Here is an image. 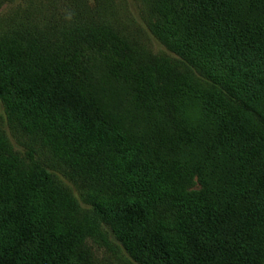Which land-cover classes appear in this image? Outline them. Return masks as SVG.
Returning <instances> with one entry per match:
<instances>
[{
  "label": "trees",
  "instance_id": "trees-1",
  "mask_svg": "<svg viewBox=\"0 0 264 264\" xmlns=\"http://www.w3.org/2000/svg\"><path fill=\"white\" fill-rule=\"evenodd\" d=\"M150 22L177 62L156 58L145 70L131 62L122 68L106 57L109 48L98 44L91 46L104 54L93 58L100 52L72 42L94 36L81 26L54 47L60 50L55 59L44 56L51 50L45 43H26L19 58L0 52V100L7 118L47 139L54 152L78 144L77 156L84 151L83 161L95 165L98 148L118 140L125 174L115 184L117 198L109 207L92 201L87 214L91 226L109 227L136 264H264V0H151ZM120 48L126 55L127 48ZM84 70L92 81L89 90L79 78ZM116 70L134 72V78ZM119 82L123 88L132 83L139 108L152 106L161 114L179 94L164 88L192 83L235 143L239 169L233 196L224 203L176 190L167 192L166 200L155 185L162 172L144 163L140 149L135 153L134 142L111 124L105 100L113 96L109 84L115 89ZM238 93L262 107L263 113H250V126ZM177 131L180 139L192 142L183 128ZM3 137L0 164L8 177L1 183L14 201L0 213V264H84L75 254L81 232L72 223L76 219L64 225L49 211L53 197L62 196L53 187H60L33 151L23 159ZM163 201L177 212L173 228L157 217Z\"/></svg>",
  "mask_w": 264,
  "mask_h": 264
},
{
  "label": "rangeland",
  "instance_id": "rangeland-1",
  "mask_svg": "<svg viewBox=\"0 0 264 264\" xmlns=\"http://www.w3.org/2000/svg\"><path fill=\"white\" fill-rule=\"evenodd\" d=\"M150 21L151 0H0V52L19 58L23 56L19 48L25 49L26 43H45L44 47L50 44L51 50L44 56L55 59L54 56L60 52L55 48L61 44L63 37L81 26L84 31L93 32L94 36L84 34L78 40L72 39V42L91 48L87 52L94 51L91 46L93 44L108 47L110 52L106 57L112 56L119 67H127V62H131L133 66L140 64L142 70H145L156 58L177 62L178 57L156 37ZM120 46L127 48L126 55ZM103 54L101 51L93 58L101 59ZM86 69L96 70L89 67ZM116 72L121 77L132 75L134 78V72ZM88 75L86 70L80 71L79 78L87 89L92 82L88 80ZM131 84L123 88L124 82H119L115 87L117 90L109 84L112 89H106L113 96L105 101L111 118H114L112 126L123 137L134 142V152L140 149L139 157L144 163L162 172L154 183L158 192H162L166 200L169 198L167 192L170 194L183 190L225 203L226 198L234 194V176L239 169L235 161L237 154L233 152L235 143L229 140L228 132L208 111L200 91L194 90L192 83L182 89L177 88L178 84L168 85L164 88L167 93L177 91L179 94L177 98H172L167 108L162 109L164 113L161 114L153 110L152 106L145 111L139 108ZM237 97L248 107L249 114L253 110L263 113L261 105H255L256 101L248 100L240 93ZM249 114L245 112L250 126L254 120L249 119ZM177 128H183L185 136L192 139V142L188 143L184 137L180 139ZM2 135L23 159L25 152L33 151L36 162L49 171L52 180L60 187L53 188L59 193L58 197L62 195L61 200L54 196L48 205L53 212L50 208L48 210L53 218L64 225L76 219L72 223L81 231L78 235L79 243L75 246L76 258L84 264H136L109 227L91 226L87 214L92 201L109 207L114 205L117 198L115 184L119 182L117 179L120 175L125 174L120 166L125 158L119 152L122 146L118 140H115L114 146L108 147L105 144L98 148L100 156L96 165L90 161L85 163L84 151L79 156L76 154L80 151L78 144L67 145L66 149L54 152L52 143L49 144L47 139L30 134L16 120H8L0 100V149L5 146ZM7 177L8 172L0 164V183L7 180ZM131 182L134 185V179ZM21 186L19 183L18 187ZM69 194L73 196L72 199H76V204ZM12 201L14 197L11 190H7L1 183L0 213L7 209V205L11 206ZM160 205L157 217L173 228L176 210L170 212L164 201Z\"/></svg>",
  "mask_w": 264,
  "mask_h": 264
}]
</instances>
